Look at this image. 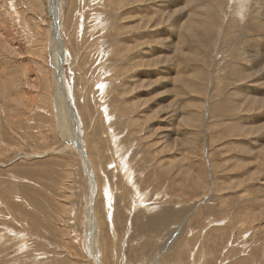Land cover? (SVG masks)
Returning a JSON list of instances; mask_svg holds the SVG:
<instances>
[{
	"label": "rangeland",
	"instance_id": "374dc122",
	"mask_svg": "<svg viewBox=\"0 0 264 264\" xmlns=\"http://www.w3.org/2000/svg\"><path fill=\"white\" fill-rule=\"evenodd\" d=\"M51 2L0 0V264H264V0Z\"/></svg>",
	"mask_w": 264,
	"mask_h": 264
},
{
	"label": "bare ground",
	"instance_id": "6f19581e",
	"mask_svg": "<svg viewBox=\"0 0 264 264\" xmlns=\"http://www.w3.org/2000/svg\"><path fill=\"white\" fill-rule=\"evenodd\" d=\"M53 2H55V0H52ZM53 2H51V4H52V6H55L56 7V5H54L55 3H53ZM35 10V9H34ZM56 12H58V10L56 9ZM53 13H55V11L53 12ZM44 21V20H43ZM49 21V20H48ZM50 22V21H49ZM57 23V22H56ZM52 24V23H51ZM7 31V30H6ZM52 36H54V35H52ZM57 40V39H56ZM52 41V40H51ZM53 43V42H52ZM54 44H56V43H54ZM58 45V44H57ZM63 46V45H62ZM53 47H55V46H53ZM56 48H57V46H56ZM60 50V49H59ZM54 52H55V50H54ZM63 52V51H62ZM56 54V53H55ZM57 55V54H56ZM59 55V54H58ZM62 55V54H61ZM57 60L59 59V58H56ZM61 62H63V61H61ZM54 64H55V61H54ZM57 64V63H56ZM59 70V69H58ZM57 71V70H56ZM55 71V72H56ZM61 72V69H60V71H59V73ZM57 73V72H56ZM61 74V73H60ZM58 75V74H57ZM56 75V76H57ZM59 78V77H58ZM61 82V81H60ZM62 85V84H61ZM63 89V88H62ZM64 91H65V89H63ZM58 91V90H57ZM60 93H62V91H59V94H58V96L60 97L59 98V102H58V104L60 103L61 104V99H62V97H61V94ZM65 93V92H64ZM66 99H67V96H66ZM63 101V100H62ZM64 102V101H63ZM67 103H68V101H67ZM66 105H68V104H66ZM70 106V105H69ZM62 107V106H61ZM61 107H59V108H61ZM61 110H62V108H61ZM65 110V108L63 109V111ZM67 113L69 114V112L67 111ZM67 115V114H66ZM63 116V115H62ZM65 116V115H64ZM64 116H63V118H64ZM65 118H66V116H65ZM64 118V119H65ZM80 132V131H79ZM82 135V134H81ZM82 138V137H81ZM87 141V140H86ZM84 145V144H83ZM82 148H84V147H82ZM84 153H85V151H84ZM81 155V154H80ZM89 158L87 159V164H90V162H89ZM125 164V163H124ZM122 166H124V165H122ZM95 168V167H94ZM91 171H92V169H90ZM89 170V171H90ZM94 171V170H93ZM93 171H92V173H93ZM95 172V171H94ZM92 173L90 174V176L92 175ZM124 173V172H123ZM127 174V173H126ZM95 176H96V174H95ZM125 179V178H124ZM94 180H95V178H94ZM99 181V180H98ZM106 184V183H105ZM96 185H97V188H96V186H95V192L96 193H98L97 191H98V184L96 183ZM108 186V185H107ZM100 187V186H99ZM104 187V186H103ZM105 188V187H104ZM111 188V187H110ZM106 189V188H105ZM135 190H137V189H135ZM100 191H102V190H100ZM108 192V191H107ZM104 193V195H105V192H103ZM103 195V194H102ZM106 196V195H105ZM113 198V197H112ZM108 202V201H107ZM109 203V202H108ZM93 214H94V217H92L93 216ZM91 215V218H90V221L89 222H91L90 223V232L89 233H91V236H89V243L91 244V242L93 241V237H94V231H95V228L97 227V225H98V220H97V218H96V214H95V211H94V208L92 209V213L90 214ZM88 226V225H87ZM89 230V229H88ZM93 231V232H92ZM169 239V238H168ZM92 246V245H91ZM164 246V245H163ZM90 247V246H89ZM98 258V257H97Z\"/></svg>",
	"mask_w": 264,
	"mask_h": 264
}]
</instances>
